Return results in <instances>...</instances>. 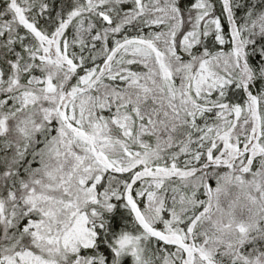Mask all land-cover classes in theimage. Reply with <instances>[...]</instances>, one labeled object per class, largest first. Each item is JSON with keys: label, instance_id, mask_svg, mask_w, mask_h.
<instances>
[{"label": "snow or ice", "instance_id": "6c2138e0", "mask_svg": "<svg viewBox=\"0 0 264 264\" xmlns=\"http://www.w3.org/2000/svg\"><path fill=\"white\" fill-rule=\"evenodd\" d=\"M0 264H264V0H0Z\"/></svg>", "mask_w": 264, "mask_h": 264}]
</instances>
